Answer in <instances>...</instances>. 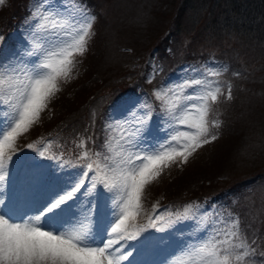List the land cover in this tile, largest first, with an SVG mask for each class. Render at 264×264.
<instances>
[{"label": "trees", "instance_id": "1", "mask_svg": "<svg viewBox=\"0 0 264 264\" xmlns=\"http://www.w3.org/2000/svg\"><path fill=\"white\" fill-rule=\"evenodd\" d=\"M31 1L6 0L0 9V42L22 24ZM82 1L95 16L92 50L60 80L58 97L46 115L54 120L32 146L49 144L53 154L79 162L82 145L101 139L108 111L124 109L122 104L135 94L149 95L135 86L146 85L153 60L159 67L169 63L168 68L180 59L168 79H218L222 99L212 103L209 122L217 138L192 151L196 156L190 164L162 171L160 211L174 215L192 205L188 215L195 218L221 209L230 225L249 223L243 233L250 246L245 261L264 264V218L259 214L252 222L249 213L264 186V0ZM154 237L146 230L140 248Z\"/></svg>", "mask_w": 264, "mask_h": 264}, {"label": "snow or ice", "instance_id": "2", "mask_svg": "<svg viewBox=\"0 0 264 264\" xmlns=\"http://www.w3.org/2000/svg\"><path fill=\"white\" fill-rule=\"evenodd\" d=\"M2 3L3 0H0ZM37 7L40 11L30 13L28 23L31 43L25 41L26 47L30 49L27 59L20 57L16 63H8L6 68L0 61V69L7 72L6 79L0 80V112L6 106L16 114L14 120H0V185L9 179V162L18 163L20 155L17 153L21 151L17 144L18 137L38 119L50 98L59 91L60 80L70 76L76 55H83L92 35L95 16L82 0H37ZM211 74L219 75L218 72ZM197 85L212 87L211 83L200 78L181 81L178 85L183 91L192 89L183 96L185 101H200L190 105L195 115L188 110V105H184L183 115L179 117L182 125L195 131H181L171 136L172 141L179 137L185 139L186 143L180 149H172L171 144L164 145L161 142L160 147L165 150L154 155H141L147 150V142L151 139L149 133L153 118L159 121L166 114L173 115L175 112V105L170 110L166 104H162L156 107L159 116L153 115L151 121L143 122L149 125L146 129H126V135L121 136L124 143L120 145V151L105 161L103 167L92 160L94 153L83 151L81 159L86 169L84 166L78 168L81 169L78 181L70 190L38 210L29 212L20 210L16 205L10 206L0 191V264H130L133 253L129 250L131 244L128 242L135 241L144 228L164 232L166 228L178 229L177 224L184 229L198 227L195 216L188 215L192 205L184 210V214H177L175 220L170 217L165 220L157 209L154 218L150 217L143 227L131 222L137 215L142 189L160 173L166 162L172 160L173 156L186 160L192 151L217 138L210 133L207 116L209 102H216L221 90L216 87L197 94ZM169 91L173 89L169 88ZM154 95L156 100L163 102L167 93L157 90ZM228 98H231L230 91ZM128 113L121 119H127ZM32 147V144L27 145L29 149ZM95 155L99 160V153ZM40 156L43 157L44 152ZM53 168L56 172L57 169L63 172L60 163ZM100 190L108 195L110 201L118 196L115 205L110 206L118 209V213H112L113 222L103 238L95 233V197ZM85 194L90 196L85 218L89 219L92 227L64 230L66 225L74 223L78 215L77 211L71 210L70 202L74 204L78 197L84 198ZM62 209H69V214L58 216ZM235 229L236 224L231 223V227L223 231L222 238L208 239L195 249L202 264H233V258L241 262L250 255V246L241 240ZM201 231L203 235L189 238L196 242L203 240L208 233L207 230ZM180 250L183 251V248ZM251 251L255 252V249ZM261 255L264 256V253Z\"/></svg>", "mask_w": 264, "mask_h": 264}, {"label": "rangeland", "instance_id": "3", "mask_svg": "<svg viewBox=\"0 0 264 264\" xmlns=\"http://www.w3.org/2000/svg\"><path fill=\"white\" fill-rule=\"evenodd\" d=\"M82 3L87 7V3H84L83 1ZM6 5V0H3V3L0 4V9L4 8ZM28 11V15L23 19L22 24H20L19 27L13 32H9V35L5 36L0 42V61L5 64V68L7 67L8 63H16L20 57L27 59V51L30 49L26 47L25 41L31 43L28 23L31 19L30 13L35 14V12L40 11V8L37 7V0L31 1ZM93 29L91 30L92 35L88 40L86 51L83 53V55L87 52L89 53L92 50L93 43H91V40L93 39L95 33ZM110 36H112L111 33ZM186 38L189 39L190 37ZM187 39H184L186 40V44L189 42ZM120 40H122V37L119 38V41ZM182 50L184 51L183 47ZM207 51H217V49L209 48ZM13 53L18 55H13ZM80 56L82 55H76L75 60H77V58ZM179 62L180 59L175 62V65H171L167 68L169 63H163L159 67V65H156L155 60H153L151 63L152 71L147 76V83H145L146 85L141 87L143 85L136 84L135 86V88L137 87V90H141L143 88L149 90V96L141 99L133 98V96L128 103L122 104L123 107H125L124 109H121L122 107H118L108 111L103 120L101 139L87 142L82 146L80 149L79 162L73 160L69 156L53 154L51 148L48 147L50 146L49 144H47L48 146H35L33 144L34 147L30 149L27 148V145L33 143L36 138H39L41 135H43L53 122L54 119H48L46 115L49 114V112L51 113L49 108L58 97L57 91L50 98L46 108L42 110L38 119L33 122L26 132L21 133V135L18 137L17 144L21 151L17 154L20 156L17 158L18 163L13 164L12 162H9V179L7 182L0 185V191L3 193V199L6 202L8 200L10 206L16 205L20 210L29 212H34L40 207L47 205L51 200L64 193L66 190H70V188L78 181L81 176V169L78 168L80 166H84L86 169V165L81 159L83 151L89 150L94 153L92 160L100 163L101 167H103V163L105 161L113 157L116 152L120 151V145L124 143L123 140H121V136L126 135V129H146L149 125L143 122L151 121L153 115L159 116V113L156 112V107L162 104H166L167 108L170 110L175 105V112L173 115L166 114L165 118L159 121L158 118H153L151 132L149 133L151 139L147 142V150L142 152L141 155H154L158 154L162 150H165L160 147L161 142H163L164 145L171 144L172 149H180L182 145L186 143L185 139L183 137H179L176 141H172L171 136L177 135V133L181 131H195V129H188L185 125H182L180 123L179 117L183 115L184 105H188V110L192 111L193 115H195L196 113L194 110H191L190 105L192 103H200V101H185L183 96L190 93L192 89L183 91L178 87L182 80L176 81L175 78H167V74L170 71H175L178 68L177 65ZM165 68L167 69L165 70ZM6 76L7 72L4 69H0V80L6 79ZM217 77L224 79L223 76ZM203 80H205L207 83H211L212 87L206 88L205 85H197L195 86L197 94H202L204 91L214 90L216 87L220 88V85L216 81L218 80L217 78L212 80V77L208 76ZM151 84H154L153 87L147 89L146 86ZM169 88H172L173 91H169ZM157 90L162 91V93H167L163 102L155 99L154 94ZM220 101L221 99L219 98L218 94V99L216 102ZM216 102H214V104ZM212 103L213 102L211 101L209 102L210 111L207 116V120L211 125L213 122V118L210 116ZM127 113L128 118L121 119V117L125 116ZM15 117V112L6 106L4 111L0 112V120L2 121L14 120ZM44 123L48 125L44 126ZM161 125H163V127H161ZM166 134L167 139H165ZM214 142L215 140L210 143ZM125 147H127V145H125ZM41 152H44L43 157L40 156ZM95 153H99V160H97ZM191 153L186 160L183 157L173 156L172 160L166 162V164L161 167L160 173L155 175L147 184H145L141 191L140 206L137 210V215L135 220L131 221L137 225V227H143L148 223L150 217L154 218L157 209H159V214L165 220L173 215L171 213L163 214V211H160L161 202L159 200L160 196L157 192H159V189L161 190L160 187H163L165 184L162 178V171L170 172L176 163L183 162L185 164H190L196 156L195 154ZM13 159L15 160V156ZM57 163L63 165V172H60V169H57V172L54 170L53 166H55ZM95 166L96 164L94 163L93 167L95 168ZM255 196L256 198H253V201H251L252 204L250 205L253 210L249 212L251 215H254V218H251L252 222L256 220L259 214L262 216V218H264V186L255 194ZM89 198L90 196L85 194L84 198L82 196L78 197L74 204L70 202L71 210L77 211L78 215L74 223L72 225H66L64 230L70 231L79 228L92 227L89 219L85 218L87 215V200ZM95 200L97 204V214L95 216V233L98 237L103 238L104 233L108 230L110 224L113 222L112 213L115 211L118 213V209H113L110 207L115 205L118 200V196L110 201L108 195L103 190H100L95 197ZM188 207L189 206L185 207L184 210ZM184 210L174 213L172 219L175 220L177 214H184ZM220 210L221 209H214L208 214V216L197 214L196 223L198 227L191 229H184L183 226H180L179 224L176 225L178 229H165L166 231L164 232H158L155 229L144 228V230L153 232V235L156 236L153 238L155 241L152 242L151 240L153 239H151L148 241L145 247L142 246L140 248L139 244L142 241L141 236L144 231L140 232L135 241H129L128 243L131 244V249L129 250L133 253L132 257H130V264H202L200 256L195 254V249L207 242L208 239L213 237H216L217 239L222 238L223 231H227L228 227H231L229 224L231 220H225L224 217L221 218L222 211ZM69 212V209H62L57 215L65 216L69 214ZM32 215L34 218V214ZM210 217L214 218L209 221ZM27 218L28 217H25V219ZM242 222L243 221L240 220L239 222L235 223V230L238 232L241 240H243V233L247 229V225H249V223L243 225ZM201 230H207L208 233V235L205 236L203 240L196 242L194 239L189 238L190 236L195 237L197 235H203ZM247 231L249 232V229ZM217 232H220L219 236L217 235ZM245 237L247 239V233L245 234ZM251 241L256 243V240L254 239ZM251 241L250 245L252 243ZM244 242L247 244L248 240H245ZM181 248H183V251L180 250ZM163 253L166 255L162 256ZM172 253H175V255H172ZM233 264L253 263H249L248 261H245V259L244 261L236 262L233 258Z\"/></svg>", "mask_w": 264, "mask_h": 264}]
</instances>
